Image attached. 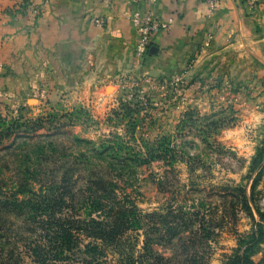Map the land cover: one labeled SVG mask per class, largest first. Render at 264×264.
<instances>
[{"label":"rangeland","instance_id":"obj_1","mask_svg":"<svg viewBox=\"0 0 264 264\" xmlns=\"http://www.w3.org/2000/svg\"><path fill=\"white\" fill-rule=\"evenodd\" d=\"M20 4L16 9L19 12L25 2ZM151 47L152 44L141 57L134 45L132 63L109 82L81 84L57 97H47L48 92L40 96V91L35 90L23 98H11L0 86V130L8 129L0 141L3 192L12 193L15 182L27 177L35 167L46 171V154L55 155L58 163L70 161L81 148L75 138L98 141L119 135L137 149L150 143L170 151L185 144V149L201 161L197 175H203L213 185L240 187L252 201L248 212L240 192L204 185L201 193L189 194V199L205 203L206 220L216 227L209 264H223L238 248L239 239L247 237L259 221L256 209L264 212V173L252 190L254 175L250 177L249 171L251 158L264 141V114L258 112L264 104V65L245 59L235 64L234 59H222L219 54L200 64L188 58L182 67L168 66L161 72L151 65ZM201 48L198 52H202ZM122 102L138 103L140 110L131 113L122 107ZM48 114L57 115L58 124L53 127L59 130L32 132V123ZM213 127L216 131L209 134ZM48 142L55 145V153ZM37 144L43 147V156L35 154ZM32 161H38V166L33 167ZM166 170L170 168L162 160L134 170L128 191L135 196L139 209L153 211L172 202L169 193L157 185ZM173 170L181 184H189L185 164L175 163ZM168 176L162 181L166 188L167 181L174 184L171 174ZM1 217L17 233L21 218L13 214ZM158 250L170 255L168 250ZM16 253L23 258L20 264H32L23 248ZM251 254L253 264L264 262V242Z\"/></svg>","mask_w":264,"mask_h":264},{"label":"trees","instance_id":"obj_2","mask_svg":"<svg viewBox=\"0 0 264 264\" xmlns=\"http://www.w3.org/2000/svg\"><path fill=\"white\" fill-rule=\"evenodd\" d=\"M121 104L131 113L140 110L138 103ZM56 117L48 114L35 120L32 132L59 130L53 127L58 124ZM215 131V127L209 128L208 133ZM7 133L8 129L0 130V141ZM74 141L82 149L70 161L58 163L55 155L46 154V171L33 168L27 177L15 182L9 195L4 194L5 183L0 178V264H20L23 258L16 253L18 248L29 254L32 264H209L216 227L206 220L205 203L189 199V194L201 193L204 185L240 192L244 209L250 212L252 201L243 189L213 185L203 175H197L201 161L185 149V144L170 151L150 143L137 149L119 135L98 141ZM34 146L35 154L43 156V147ZM48 146L56 152L52 142ZM156 160L170 168L157 185L169 193L172 202L143 211L128 191L129 179L136 168ZM175 163L187 166L189 184H181L176 178ZM31 164L38 166V161ZM249 171L250 177L254 175V190L264 173V141L251 158ZM168 174L174 184L167 181L166 188L162 181L168 179ZM256 210L259 221L247 237L239 239L238 248L223 264H253L251 252L264 242V212ZM4 214L21 218L17 233L12 232L10 223L5 224L1 217ZM159 248L170 251V255Z\"/></svg>","mask_w":264,"mask_h":264},{"label":"crops","instance_id":"obj_3","mask_svg":"<svg viewBox=\"0 0 264 264\" xmlns=\"http://www.w3.org/2000/svg\"><path fill=\"white\" fill-rule=\"evenodd\" d=\"M135 11L171 22L151 39V65L161 72L188 58L200 64L219 54L235 64L264 65V0L254 6L221 0L211 16L203 0H0V86L11 98L35 90L57 97L81 84L109 82L133 61L129 16ZM258 112L264 114V104Z\"/></svg>","mask_w":264,"mask_h":264},{"label":"built area","instance_id":"obj_4","mask_svg":"<svg viewBox=\"0 0 264 264\" xmlns=\"http://www.w3.org/2000/svg\"><path fill=\"white\" fill-rule=\"evenodd\" d=\"M152 1V0H150ZM206 7L207 12L211 16L217 10L219 3L221 0H203ZM249 5L254 6L257 4V0H244ZM129 20L133 25L136 35L135 41V52L138 56H144L148 53L149 46L151 44V39L154 34L160 31H168L170 29V21L162 22L154 16L151 11H147L143 14L139 12H132L129 16ZM97 26L102 27L104 24L103 19H96ZM213 40V34H207L204 45L205 47H209ZM46 92L44 90L38 92V95L44 96Z\"/></svg>","mask_w":264,"mask_h":264},{"label":"water","instance_id":"obj_5","mask_svg":"<svg viewBox=\"0 0 264 264\" xmlns=\"http://www.w3.org/2000/svg\"><path fill=\"white\" fill-rule=\"evenodd\" d=\"M153 49H150V51L152 52Z\"/></svg>","mask_w":264,"mask_h":264},{"label":"bare ground","instance_id":"obj_6","mask_svg":"<svg viewBox=\"0 0 264 264\" xmlns=\"http://www.w3.org/2000/svg\"><path fill=\"white\" fill-rule=\"evenodd\" d=\"M110 89V88H109Z\"/></svg>","mask_w":264,"mask_h":264}]
</instances>
